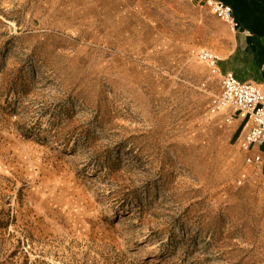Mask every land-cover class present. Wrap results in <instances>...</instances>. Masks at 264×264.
<instances>
[{"label": "rangeland", "instance_id": "rangeland-1", "mask_svg": "<svg viewBox=\"0 0 264 264\" xmlns=\"http://www.w3.org/2000/svg\"><path fill=\"white\" fill-rule=\"evenodd\" d=\"M236 43L205 0H0V264H264V160L197 57Z\"/></svg>", "mask_w": 264, "mask_h": 264}, {"label": "built area", "instance_id": "built-area-1", "mask_svg": "<svg viewBox=\"0 0 264 264\" xmlns=\"http://www.w3.org/2000/svg\"><path fill=\"white\" fill-rule=\"evenodd\" d=\"M211 12L226 22L232 30L238 23L233 8L222 0H205ZM212 74L221 75V89L211 102L212 113H223L224 121L232 124L237 118L249 126L240 140V146L247 152L246 161L260 164L264 160V87L240 80L232 71L223 72L221 57L211 49L203 48L197 54Z\"/></svg>", "mask_w": 264, "mask_h": 264}, {"label": "crops", "instance_id": "crops-1", "mask_svg": "<svg viewBox=\"0 0 264 264\" xmlns=\"http://www.w3.org/2000/svg\"><path fill=\"white\" fill-rule=\"evenodd\" d=\"M222 1L233 8V14L238 23L237 28L233 30V37L239 45L237 51L241 55V60L237 70L234 64L224 63L221 58L220 68L224 72L232 69L240 80L264 87V0ZM237 43L235 49L230 51L231 54L236 51ZM219 114L225 117L222 112ZM232 124L236 130H240L241 140L249 125L238 118Z\"/></svg>", "mask_w": 264, "mask_h": 264}]
</instances>
